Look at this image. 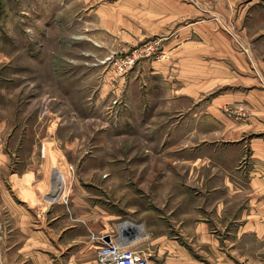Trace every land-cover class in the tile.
Here are the masks:
<instances>
[{"label": "rangeland", "instance_id": "rangeland-1", "mask_svg": "<svg viewBox=\"0 0 264 264\" xmlns=\"http://www.w3.org/2000/svg\"><path fill=\"white\" fill-rule=\"evenodd\" d=\"M260 16L264 0H0L2 148L10 166L49 175L36 182L31 228L51 227V207L143 223L157 199L199 195L209 176L256 164L234 143L223 150L220 137H236L248 120L242 94L264 91ZM251 132L264 137V125ZM230 180L244 191L248 173ZM243 243L251 264H264V237Z\"/></svg>", "mask_w": 264, "mask_h": 264}, {"label": "crops", "instance_id": "crops-1", "mask_svg": "<svg viewBox=\"0 0 264 264\" xmlns=\"http://www.w3.org/2000/svg\"><path fill=\"white\" fill-rule=\"evenodd\" d=\"M263 21L259 28L264 33ZM259 76L264 77L263 72H259ZM263 92L253 86L242 94L238 104L251 110L247 122L244 121L236 137L223 138L224 134L220 137L221 141L229 142L222 145L223 150L234 143L230 148L237 149L240 155L250 154L256 164L248 169L236 166L231 170L222 163V167H226L222 169L223 180L213 179L212 175L209 176L212 180L198 182L199 188L204 190L199 195L193 193L185 197L178 192L173 198L157 199L147 212L142 209L143 215L139 218L147 238L133 248L148 254L151 264H251L244 255L243 240L264 237V164L259 163V159L264 158V137L248 133H258L259 126L264 125ZM209 109V119L220 117L213 107ZM61 127L55 128L57 133ZM61 136L56 134V139L63 140ZM220 140L209 138V165L217 166L213 153L214 146L221 147L216 144ZM7 155L0 140V264H97L96 244L91 234L105 233L107 226L115 227L113 222L119 215L92 213L74 217L70 212H62V208L60 212L51 207L46 208L44 215L51 221V227L31 228L32 219L39 214L33 208L39 194L37 184L46 183L49 175L42 172L44 168L36 172L10 166ZM54 155L65 158L64 153ZM244 172L248 173L244 188L247 196L242 184L230 180L241 177ZM115 178V173H111L117 185ZM182 185L174 183L178 190L183 189ZM7 220L13 222V228H5ZM7 237L13 238L9 244Z\"/></svg>", "mask_w": 264, "mask_h": 264}, {"label": "built area", "instance_id": "built-area-1", "mask_svg": "<svg viewBox=\"0 0 264 264\" xmlns=\"http://www.w3.org/2000/svg\"><path fill=\"white\" fill-rule=\"evenodd\" d=\"M134 60L135 56L132 54L127 61L132 63ZM55 172H57L56 169ZM55 181L56 180L53 177V182ZM58 190L59 187L57 189H55L54 186L50 187L49 192L46 195L48 201L54 203V198L57 195ZM62 199L63 202L66 203L65 196ZM128 221L143 226L142 223H137L130 218L117 222L115 224V229L110 232L100 233L97 235L91 234V240H93L96 244L95 250L97 264H151L150 256L148 254L141 249L133 248L134 245L142 243L143 240L147 238V234L133 239L135 237V232L125 231L123 229V224Z\"/></svg>", "mask_w": 264, "mask_h": 264}, {"label": "bare ground", "instance_id": "bare-ground-1", "mask_svg": "<svg viewBox=\"0 0 264 264\" xmlns=\"http://www.w3.org/2000/svg\"><path fill=\"white\" fill-rule=\"evenodd\" d=\"M123 229L125 231L135 232V237L133 239L145 236L147 234L144 231L143 226L129 221L123 224Z\"/></svg>", "mask_w": 264, "mask_h": 264}]
</instances>
